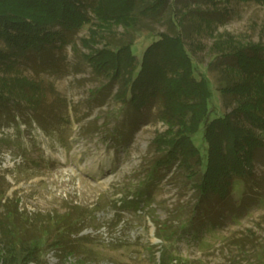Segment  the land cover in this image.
Listing matches in <instances>:
<instances>
[{"label":"rangeland","instance_id":"obj_1","mask_svg":"<svg viewBox=\"0 0 264 264\" xmlns=\"http://www.w3.org/2000/svg\"><path fill=\"white\" fill-rule=\"evenodd\" d=\"M89 26L0 68L29 94L0 108V221L22 237L42 235L48 264H264V145L252 177L237 178L227 198L200 201L191 172L162 161L166 143L155 138L168 124L160 101L138 110L85 58ZM162 32L183 36L196 76L210 80V118L224 115L237 100L223 88L242 75L221 48L264 43V2L141 0L135 25L104 24L97 46L131 41L142 59ZM17 77L34 86L22 89ZM194 140L208 147L204 126ZM63 230L71 254L55 247Z\"/></svg>","mask_w":264,"mask_h":264},{"label":"trees","instance_id":"obj_2","mask_svg":"<svg viewBox=\"0 0 264 264\" xmlns=\"http://www.w3.org/2000/svg\"><path fill=\"white\" fill-rule=\"evenodd\" d=\"M140 1L0 0V68H10L27 51L50 50L67 43L71 33L89 23L90 36L81 39L88 49L85 58L96 72L120 84L116 96L138 110L160 101V116L168 124L155 138L166 143L163 163H178L191 172L200 201L227 198L237 178L253 176L255 150L264 145V43L233 40L221 48L226 50L222 52L225 58L235 57L228 64L242 76L223 88L236 96L237 105L224 115L210 118V80L205 75L196 76L193 57L181 34L162 32L148 45L142 59L133 52L131 41L118 48L97 46L99 28L104 24L135 25ZM150 8H157L156 4ZM4 76L0 74V108L13 95L16 100L29 96L23 90L19 93ZM23 83L34 86L32 80L22 77L14 84L24 89ZM35 87L38 90L37 83ZM202 126L206 149L194 140ZM139 195L148 196L144 192ZM11 223L0 221V264H48L41 256L45 238L22 237ZM65 233L63 230L54 244L71 254Z\"/></svg>","mask_w":264,"mask_h":264}]
</instances>
